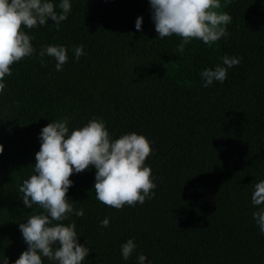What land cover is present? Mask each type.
<instances>
[{
    "label": "trees",
    "instance_id": "1",
    "mask_svg": "<svg viewBox=\"0 0 264 264\" xmlns=\"http://www.w3.org/2000/svg\"><path fill=\"white\" fill-rule=\"evenodd\" d=\"M221 4L232 17L228 35L211 45L193 38L183 52L181 37L158 38L148 0H72L59 30L51 20L25 29L37 51L82 44L86 55L76 60L69 51L57 71L51 57L42 64L33 54L5 77L0 254L9 264L27 247L18 224L41 211L24 207L19 185L32 173L40 129L61 117L70 129L100 117L114 138L137 132L151 141L145 163L156 188L142 204L116 209L99 201L91 165L70 175L66 196L84 215L63 223L74 221L78 242L90 248L84 264H137L139 252L151 264H264V234L252 216L259 206L251 203L253 186L264 180V0ZM225 54L241 62L222 83L203 87L199 73ZM128 238L137 249L124 260L120 245Z\"/></svg>",
    "mask_w": 264,
    "mask_h": 264
},
{
    "label": "clouds",
    "instance_id": "2",
    "mask_svg": "<svg viewBox=\"0 0 264 264\" xmlns=\"http://www.w3.org/2000/svg\"><path fill=\"white\" fill-rule=\"evenodd\" d=\"M228 3L224 0V6ZM148 4L158 38L173 34L181 37L177 45L180 52L193 38L211 45L228 35L226 26L232 17L220 10L221 0H148ZM71 10L72 0H0V95L6 90L5 77L12 74L10 65L15 62L35 54L44 64L47 56L60 71L69 59V51L76 60L86 55L82 44L71 49L64 44H45L37 51L32 44L34 37L25 31L49 20L59 30ZM141 26L142 17L137 16L134 27L139 31ZM220 59L222 63L205 67L199 73L203 87L214 81L222 83L228 69L241 62L238 55L225 54ZM38 140L40 147L34 154L32 173L23 179L19 192L25 208L37 205L41 211L34 210L25 222L18 224L27 247L12 264H45V259L48 264H84L90 248L86 241L78 242L81 235L74 221L63 223L71 214L84 215V209L75 208V202L66 196L73 184L70 175L91 165L95 169L93 189L99 201L116 209L125 204H142L154 196L152 190L156 188L151 166L145 163L152 151L151 141L137 132L114 138L100 117L71 129L66 117L52 119L40 129ZM3 150L0 144V153ZM251 203L259 206L252 216L264 234V180L253 186ZM99 223L106 228L110 221L105 216ZM136 249L135 238H128L120 245L122 259L128 260ZM0 257V264H9L6 256ZM136 260L137 264H151L142 252L136 254Z\"/></svg>",
    "mask_w": 264,
    "mask_h": 264
}]
</instances>
